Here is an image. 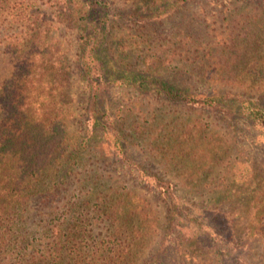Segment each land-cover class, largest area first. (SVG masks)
<instances>
[{"label": "rangeland", "instance_id": "1", "mask_svg": "<svg viewBox=\"0 0 264 264\" xmlns=\"http://www.w3.org/2000/svg\"><path fill=\"white\" fill-rule=\"evenodd\" d=\"M99 1L122 15L142 3ZM236 1H242L237 9L242 17L229 13ZM63 6L60 0H11L0 9V119L14 96L10 89L20 81L22 60L29 61L31 44L26 40L33 32L42 36L38 48L58 51L72 73L71 117L66 120L70 149L64 161L68 172L63 178L62 170L56 181L43 180V185L57 186L52 195L31 199L32 219L23 231L32 233L30 241L37 243L40 236L27 225L50 229L60 223L85 229L83 245L91 242L89 237L105 240L109 231L126 230L125 220L134 226L129 211L141 209L150 213L152 232L135 249L140 251L137 263L155 258L156 264H264V128L235 113L164 101L97 72L98 63L91 62L82 46L80 22L63 10L57 22L54 13ZM258 7L264 11V0H191L171 22H113L107 36L120 37L123 29L145 43L131 58L107 46L117 67L144 73L150 46L177 41L176 32L186 25L197 44L201 71L183 76L161 71V76L192 93L209 94L216 87L205 77L225 63L221 54L228 53L223 46L229 33L237 36L236 42L244 40L238 65L264 63V31L258 29L264 15H254ZM84 57L90 76H83ZM230 94L264 109V93ZM92 117L102 126H94Z\"/></svg>", "mask_w": 264, "mask_h": 264}, {"label": "trees", "instance_id": "2", "mask_svg": "<svg viewBox=\"0 0 264 264\" xmlns=\"http://www.w3.org/2000/svg\"><path fill=\"white\" fill-rule=\"evenodd\" d=\"M10 1L0 0V9L6 8ZM60 1L64 6L61 9L58 7L54 13L57 22L61 10L66 11L74 23L80 22L78 25L84 32L82 46L89 50L91 62L98 63L97 72L101 71L107 78L125 87L155 95L164 101L225 114L235 113L264 128V109L256 101L230 94L232 90L243 94L264 93V80L261 79V76L264 77V63L238 65L239 50L244 40L236 42L237 36L232 33L224 40L223 50L228 53H222L221 57L225 63H220L205 77L212 78L216 87L209 94L192 93L161 76V71L180 76L194 75L197 71L199 74L201 71V58L196 56L197 44L186 25L176 32L177 41H166L163 46H150L153 51L144 73L117 67L113 61L110 55L112 49L120 51L128 59L145 47L144 42H138L127 30L121 29L120 37L114 34L107 36L112 31L113 22L121 19L126 23L134 21L141 24L171 22L185 13L191 0H140L142 3L129 15H122L111 5L99 0ZM238 2L242 1L233 3L229 11L234 17L243 16L237 11ZM16 5H20L18 1ZM254 15L263 16V9L258 7ZM110 17L114 20H110ZM34 25L35 29L39 26L36 22ZM258 29L264 31V26ZM36 34L33 32L26 40L31 44V51L26 56L29 61L22 60L20 81L17 87L10 89L14 96H10L6 117L0 119V264H156L155 258L136 261L140 251L135 249L141 247L152 232L148 225L150 213L141 209L129 211L135 217H131V221L136 220L138 225L130 227V219L125 220L127 226L123 232L109 231L105 240L89 237L91 242L84 245L85 229L63 228L64 223L53 225L50 229L27 225L38 231L40 238L37 243L30 241L32 233L23 232L25 225L32 219L33 211L28 209L31 199L55 192L57 186L54 183L43 185L42 182L45 178L56 181L58 174L66 168L64 161L70 149L66 120L71 117L68 85L72 76L71 68L58 51L40 50L38 46L43 42L39 37L42 36ZM109 39H113V42ZM107 45H113L114 48ZM84 60L85 57L81 63L83 76H90L92 69L86 63L90 62ZM218 87L228 88V91H220ZM92 97L97 100L96 93L93 92ZM91 120L94 126H102L94 117ZM67 172L65 169L63 178ZM124 232H127L125 240L119 242ZM233 232L229 228L230 238Z\"/></svg>", "mask_w": 264, "mask_h": 264}]
</instances>
